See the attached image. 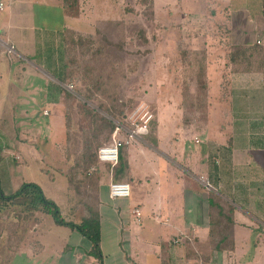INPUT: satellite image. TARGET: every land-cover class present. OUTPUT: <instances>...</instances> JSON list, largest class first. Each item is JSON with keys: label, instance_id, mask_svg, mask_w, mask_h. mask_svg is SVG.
<instances>
[{"label": "crops", "instance_id": "1", "mask_svg": "<svg viewBox=\"0 0 264 264\" xmlns=\"http://www.w3.org/2000/svg\"><path fill=\"white\" fill-rule=\"evenodd\" d=\"M90 2L91 11H83L82 0H77L75 5L64 0H0L3 4L0 34L6 41L0 39V52L30 65L36 62L44 65L61 80L66 33L68 30L84 33L77 29L78 25L90 28L89 14L94 7V2ZM258 8L253 11L257 15L253 27L256 36L251 41L240 38L234 42L227 19V51L223 59L207 37L195 40L190 32L182 39L179 30L176 47L180 45L179 51L184 49L193 53L200 61L197 63L181 52L177 61L182 83L179 87L185 88V98L192 113L190 118L198 127L199 124L202 126L199 128L202 136L194 137L195 145L200 147L193 152V162L186 163L189 165L186 167L180 164L186 157L183 145L173 131L168 133L167 139L162 136L153 139L154 144L143 139L125 146L123 151L128 167L121 178L130 186L129 196L123 199L109 197L108 186L114 181L109 172V182L100 187L94 204L99 217L103 264H227L226 260L237 264L238 250L243 247L236 241L239 234L247 243L252 239L253 254L246 245L242 249V256L247 257L245 263L264 264V222L260 223L264 221V34L261 29L264 22L261 0ZM203 10V7L197 9L202 14ZM55 13L59 16L57 24ZM167 45L169 49H175L170 41ZM232 45L260 46L257 58L261 59L260 65L257 62L252 69L233 65L229 61ZM9 47L13 48L10 54ZM27 55L35 61L25 58ZM171 56L174 59V55ZM162 59L168 72L177 71L169 68L173 61L169 55ZM214 72L219 78L216 92L212 85ZM202 83L206 86L202 89L204 94L200 95L199 84ZM185 118L184 114L177 120L178 124H183ZM211 193L221 196L235 208L231 250L219 252L212 247L209 233ZM76 201L74 196L67 199L70 208ZM132 210L139 211L138 220ZM77 211L72 220H79ZM38 217L34 225L38 224L41 215ZM73 231L78 233L76 229ZM81 236L86 245L82 252L90 259V264H98L89 253V240ZM175 239L176 243L173 242ZM75 258L77 263L82 260L80 254Z\"/></svg>", "mask_w": 264, "mask_h": 264}, {"label": "rangeland", "instance_id": "2", "mask_svg": "<svg viewBox=\"0 0 264 264\" xmlns=\"http://www.w3.org/2000/svg\"><path fill=\"white\" fill-rule=\"evenodd\" d=\"M91 1L94 7L91 13L88 12L90 28L77 26L84 31L82 41L73 47V63L80 70L69 75L70 80L61 83L55 72L44 65L37 62L30 65L0 52V186L5 193H11L22 183L39 185L44 194L59 206L66 220H72L74 216L70 215L71 208L67 203L66 178L59 170L65 172L72 155L81 150L84 136L94 126L90 114L98 112L106 116L97 103L99 100L106 104V100L98 93L94 98L87 97L85 89L90 82L83 70L92 76L112 70L113 77L106 79H114L117 84V93L113 96L116 97L115 104L120 105V100L122 108L127 110L124 125L129 123L128 114L141 104L148 105L152 119L148 133L140 141L154 144L153 139L160 136L167 139L168 133L173 131L186 154L180 164L187 167L186 163L193 162V152L200 147L195 145L194 137L202 136L199 129L202 126L199 124L198 127L190 118L192 113L185 98V88L179 87L182 83L177 61L181 47L178 44L176 47L175 43L179 30L182 39L190 32L195 40L207 37L223 59L227 51V19L234 42L240 38L251 41L256 36L253 27L257 15L253 11L258 6L260 8V0H153L151 14L140 0ZM82 4L83 11H91L90 0H82ZM202 7L203 14L197 11ZM224 7L228 10L225 11ZM54 15L57 24L58 13ZM0 36L5 41V37ZM168 41L174 45V50L169 49ZM259 47L251 46L253 65L259 60ZM164 55L173 60L169 68L176 72L165 69L168 66L162 59ZM25 58L35 61L28 55ZM213 79L216 92L217 74ZM68 92L71 97L67 96ZM79 101L85 102L88 109ZM66 110L71 114L69 134L66 133ZM184 114V123L178 124ZM139 116L136 114L134 118L139 121ZM114 122L123 124L117 120ZM260 124L262 129V121ZM5 209L0 206V213ZM12 227L8 220L0 218V264H90V259L82 252L86 245L80 233L55 223L49 215H41L38 224L30 222L23 230L15 231L17 227ZM236 241L238 246L250 247L253 254L252 239L247 243L239 234ZM17 245V252L12 256ZM77 245H80L79 249ZM243 247L238 250L237 264H247V257L242 256ZM79 254L82 260L77 263L75 257ZM226 263L232 264L233 261L226 260Z\"/></svg>", "mask_w": 264, "mask_h": 264}, {"label": "trees", "instance_id": "3", "mask_svg": "<svg viewBox=\"0 0 264 264\" xmlns=\"http://www.w3.org/2000/svg\"><path fill=\"white\" fill-rule=\"evenodd\" d=\"M65 3H76L77 0H64ZM146 6V11L153 14V0H140ZM262 19L264 22V0H261ZM264 34V25L261 28ZM82 34L76 31H67L65 41L66 47L64 51V74L60 82L63 83L69 75L76 74L75 70H80L77 64L73 63L74 46L77 42L82 41ZM180 52L186 57L193 58L198 63L199 59L195 54L181 49ZM254 50L250 46H235L232 45L229 52V61L237 67L245 69H252L256 66L251 61L250 53ZM260 54V52H259ZM251 56V57H250ZM197 59V60H196ZM200 62V61H199ZM261 63V59L258 61ZM236 68V67H235ZM81 70H83L81 68ZM119 70V69H118ZM87 76L90 85L85 89L87 97L94 98L95 94L106 100V104L97 100L100 108L106 113L100 115L98 112L90 114L91 122L94 126L88 132L82 141V148L77 154L72 155L70 164L67 166L66 171L59 170L65 175L67 182V197L74 196L77 200L71 207L72 212L70 215L75 214L79 210V220H66L62 214L59 206L42 191L41 187L35 183H22L17 189L11 193H5L0 186V206L6 207L5 211L0 213V218L8 220L13 229L22 230L27 227L28 223H34L39 219L38 215H49L55 223L66 225L76 229L83 235L91 244L89 253L94 255L98 264H102V254L100 250V224L97 211L94 209V204L99 197V189L102 185H107L109 182V172L112 173L114 181H122V176L127 169V160L123 149L127 145H123L119 149L118 162L115 166L110 164H101L97 158V150L100 146L107 144L110 141L111 134L116 126L114 120L120 123L125 122L124 115L125 109L120 105L115 104L116 97L113 95L117 93V84L114 79L107 80L112 76V70L107 71L104 75L97 73L92 76L83 70ZM109 76H106V75ZM113 77V76H112ZM205 84H199V94L203 95ZM67 96L71 97L68 92ZM84 108H87L86 103L79 101ZM88 109V108H87ZM90 109V108H89ZM127 115V114H126ZM65 124L67 134H69L71 127V114L66 110ZM69 139V136H67ZM137 143V142H133ZM130 143V144H133ZM129 145V144H128ZM103 165V167H101ZM79 208V209H78ZM234 207L221 196L211 193L210 196V236L212 247L217 251L223 249L231 250L233 248L232 229L234 225L233 213ZM78 212V211H77ZM11 227V226H10ZM19 232V231H18Z\"/></svg>", "mask_w": 264, "mask_h": 264}, {"label": "built area", "instance_id": "4", "mask_svg": "<svg viewBox=\"0 0 264 264\" xmlns=\"http://www.w3.org/2000/svg\"><path fill=\"white\" fill-rule=\"evenodd\" d=\"M3 4L0 3V10ZM257 43H260L257 41ZM8 53L13 52V48H7ZM139 114L140 120H136L134 116ZM152 119V114L148 105L141 104L133 112L127 115L128 124L116 123V126L111 134V139L107 144L100 146L97 150V158L100 162L110 164L112 167L118 162L119 149L123 145H128L133 142H139L143 135L149 131V124ZM130 186L124 181H112L108 186V193L111 199H123L129 196ZM131 213L138 220L140 213L138 210H132ZM176 243V239L173 240Z\"/></svg>", "mask_w": 264, "mask_h": 264}]
</instances>
